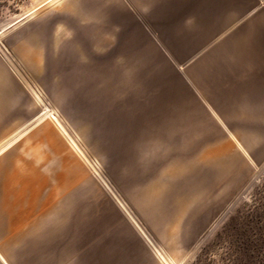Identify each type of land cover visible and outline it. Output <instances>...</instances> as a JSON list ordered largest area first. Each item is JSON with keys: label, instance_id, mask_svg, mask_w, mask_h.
I'll return each instance as SVG.
<instances>
[{"label": "rangeland", "instance_id": "rangeland-1", "mask_svg": "<svg viewBox=\"0 0 264 264\" xmlns=\"http://www.w3.org/2000/svg\"><path fill=\"white\" fill-rule=\"evenodd\" d=\"M243 2L244 30L194 22L157 56L125 0H0V209H70L31 264H264V0Z\"/></svg>", "mask_w": 264, "mask_h": 264}, {"label": "crops", "instance_id": "crops-1", "mask_svg": "<svg viewBox=\"0 0 264 264\" xmlns=\"http://www.w3.org/2000/svg\"><path fill=\"white\" fill-rule=\"evenodd\" d=\"M126 19L131 13V27L129 22L126 25V32L131 30L132 36L141 37V44L147 38L150 46V53L156 52L157 56H179L180 29L190 28L196 24V29L202 30L201 44L213 43L212 38L228 34L241 24L242 30L245 20V4L243 0H237L232 5L227 0H125ZM231 6V7H230ZM254 22H252V26ZM184 24V25H183ZM186 33H190L186 31ZM244 31L234 32L230 36L232 41L225 44H240L241 52H244ZM229 36V37H230ZM240 38V42H239ZM226 42V41H225ZM232 42V43H231ZM222 46V45H221ZM218 48L216 53H220ZM219 47V46H218ZM5 108V101L2 86L0 84V114ZM18 176V171L14 172ZM60 192L55 190L46 200L44 210L36 215L35 213L22 212L13 218L7 211V207L0 209V260L3 264L17 263V255L25 256L33 252L41 238L51 237L57 230L64 227L67 215L70 214L68 200L59 196ZM4 204H6L4 202ZM19 204V203H18ZM56 215V222L53 228L41 229L49 213ZM31 264V255H27ZM5 260V261H3ZM6 262V263H5ZM49 264V263H46Z\"/></svg>", "mask_w": 264, "mask_h": 264}, {"label": "bare ground", "instance_id": "bare-ground-1", "mask_svg": "<svg viewBox=\"0 0 264 264\" xmlns=\"http://www.w3.org/2000/svg\"><path fill=\"white\" fill-rule=\"evenodd\" d=\"M245 58H246L245 56H242V59H245ZM258 58H259V57H258ZM260 58H261V57H260ZM52 114H53V113H52ZM164 124H165V123H164ZM154 126H155V125H154ZM165 126H167V125L165 124ZM165 126H164V128H165ZM167 127H168V126H167ZM173 128H174V127H173ZM153 129H154V128H153ZM167 129H168V128H167ZM169 129H170V128H169ZM171 130H172V128H171ZM173 131H175V130H173ZM159 132H161V131H159ZM159 132H158V133H159ZM26 133H27V132H26ZM19 139H20V138H19ZM5 149H6V148H5ZM5 149H4V150H5ZM202 159H203V158H202ZM202 159H201V160H202ZM201 160L199 159L198 162L201 161ZM204 160H205V159H204ZM205 161H206V160H205ZM205 161H204V162H205ZM207 161H208V160H207ZM192 162H193V161H192ZM202 162H203V161H202ZM204 162H203V163H204ZM206 163H207V162H206ZM225 163H226V162H225ZM194 164H195V162H194ZM191 165H193V163H190V166H191ZM193 166L196 167V165H193ZM199 166H200V165H198V167H199ZM204 166H205V165H204ZM194 167H191V168H194ZM198 167H196V168H198ZM191 168H190V169H191ZM194 169H195V168H194ZM193 171H194V170H193ZM162 260H163V259H162ZM3 261H5V260H3ZM164 262H165V260H164ZM5 263H6V262H5Z\"/></svg>", "mask_w": 264, "mask_h": 264}]
</instances>
